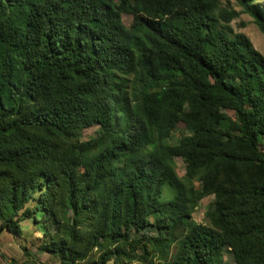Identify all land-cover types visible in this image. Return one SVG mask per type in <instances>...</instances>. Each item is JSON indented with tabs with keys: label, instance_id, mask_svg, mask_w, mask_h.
I'll use <instances>...</instances> for the list:
<instances>
[{
	"label": "trees",
	"instance_id": "obj_1",
	"mask_svg": "<svg viewBox=\"0 0 264 264\" xmlns=\"http://www.w3.org/2000/svg\"><path fill=\"white\" fill-rule=\"evenodd\" d=\"M235 1L0 0V233L41 211L58 264H264V56L230 27L264 14Z\"/></svg>",
	"mask_w": 264,
	"mask_h": 264
},
{
	"label": "rangeland",
	"instance_id": "obj_2",
	"mask_svg": "<svg viewBox=\"0 0 264 264\" xmlns=\"http://www.w3.org/2000/svg\"><path fill=\"white\" fill-rule=\"evenodd\" d=\"M220 4L222 8L234 9L237 12H241V9L238 7L235 0H220ZM256 5L260 9L262 14H264V0H258ZM131 21H132L131 17L129 16L123 17V23L126 27L130 25ZM230 27L233 31V34L244 35L250 41L253 49L257 51L261 56H264V35H262L259 32L258 28L255 26V24L253 23L252 19L249 16L245 14H240V16L237 19L233 20L230 23ZM228 115L232 116V113L228 112ZM96 131H97L96 127L87 130H82L81 132H79L78 138L81 141H86L87 139L92 137ZM183 132H184V126L180 124L178 126L177 131L174 133L173 137L171 138L170 143L172 145L177 144L179 141L178 138L183 134ZM260 143L264 144V140L261 139ZM149 151L150 149L147 150L146 152L148 153ZM174 169L179 178H182L184 176L185 174L184 164L180 159L174 160ZM170 195H171L170 191L166 189L164 194L165 198L170 197ZM212 203H213V197H207L199 202V204L194 209L191 215L192 221L195 224L209 226V223L205 218V213L210 209ZM29 207L31 208L34 207L33 201L30 203ZM42 216L43 213L41 211H35L34 218L37 221L36 224H34L32 220H27V221H25L24 219L21 220L20 227L22 232V239H21L22 242L20 246L22 248V251L24 250L23 247L26 248L27 250L30 249L36 250L37 245L39 246L41 244V241L46 238V234L48 232L53 231L52 224L49 221H48L49 224L44 225L42 221L43 219ZM34 256L35 257L41 256V254H38V252H36ZM222 257L223 260L227 263L233 262L232 256L227 250H224ZM43 260H44L42 262L43 264H58V260L49 255L48 256L46 255V257ZM24 264H28V262L25 261ZM81 264H85V263H81ZM99 264H113V263L111 260L107 258L102 261L100 260Z\"/></svg>",
	"mask_w": 264,
	"mask_h": 264
},
{
	"label": "crops",
	"instance_id": "obj_3",
	"mask_svg": "<svg viewBox=\"0 0 264 264\" xmlns=\"http://www.w3.org/2000/svg\"><path fill=\"white\" fill-rule=\"evenodd\" d=\"M21 239L22 232L21 235L18 237H13L6 231L0 233V264H2V261L7 259L24 263L25 261H27L28 264H43V259L46 257L47 254L38 250L40 245H37L36 250H27L23 247L24 250L22 251V248L20 246L22 242ZM36 252H38V254H41V256H36L38 257L36 258L34 256Z\"/></svg>",
	"mask_w": 264,
	"mask_h": 264
},
{
	"label": "built area",
	"instance_id": "obj_4",
	"mask_svg": "<svg viewBox=\"0 0 264 264\" xmlns=\"http://www.w3.org/2000/svg\"><path fill=\"white\" fill-rule=\"evenodd\" d=\"M2 264H24V262H18V261L9 259V260H4Z\"/></svg>",
	"mask_w": 264,
	"mask_h": 264
}]
</instances>
